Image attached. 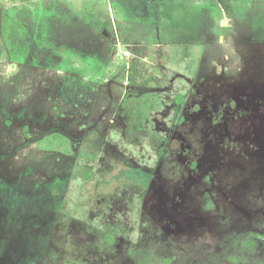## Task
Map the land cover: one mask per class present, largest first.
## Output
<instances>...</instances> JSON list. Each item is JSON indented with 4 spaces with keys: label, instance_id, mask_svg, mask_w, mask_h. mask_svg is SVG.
Segmentation results:
<instances>
[{
    "label": "rangeland",
    "instance_id": "obj_1",
    "mask_svg": "<svg viewBox=\"0 0 264 264\" xmlns=\"http://www.w3.org/2000/svg\"><path fill=\"white\" fill-rule=\"evenodd\" d=\"M2 15L0 264H264V0Z\"/></svg>",
    "mask_w": 264,
    "mask_h": 264
},
{
    "label": "trees",
    "instance_id": "obj_2",
    "mask_svg": "<svg viewBox=\"0 0 264 264\" xmlns=\"http://www.w3.org/2000/svg\"><path fill=\"white\" fill-rule=\"evenodd\" d=\"M9 16V15H8ZM1 19V29H2V34H3V37H4V39L7 41V45H8V47L10 48V45H12V43H13V39H16L18 36V34H19V24H17L16 23V21H12L13 23H8V24H5V19H7V15H5L4 17H3V15H2V18H0ZM1 38H2V36H1V34H0V40H1ZM2 42V41H1ZM43 46H45V47H48V48H53L54 47V45L52 44V43H50V42H47V41H43ZM3 47H4V45H3ZM27 129H25V132H26V135L27 136H29L28 134H27ZM64 136L63 135H61V134H58V133H56V134H52V135H50V136H48V139L47 138H45V139H43V140H40V141H38V147L41 149V150H47L44 146H43V144L44 143H46V142H49V141H51L52 139H61V138H63ZM64 153L65 154H67V155H72L73 154V151H72V149L70 148V147H68V148H66L65 150H64Z\"/></svg>",
    "mask_w": 264,
    "mask_h": 264
},
{
    "label": "crops",
    "instance_id": "obj_3",
    "mask_svg": "<svg viewBox=\"0 0 264 264\" xmlns=\"http://www.w3.org/2000/svg\"><path fill=\"white\" fill-rule=\"evenodd\" d=\"M3 58V57H2ZM1 59V58H0ZM81 80H83V79H81ZM4 98L3 97H1L0 96V100H3ZM27 130H28V127L26 128ZM58 134H61V135H63V136H65L62 132L60 133V132H57ZM65 137H67V136H65Z\"/></svg>",
    "mask_w": 264,
    "mask_h": 264
},
{
    "label": "built area",
    "instance_id": "obj_4",
    "mask_svg": "<svg viewBox=\"0 0 264 264\" xmlns=\"http://www.w3.org/2000/svg\"><path fill=\"white\" fill-rule=\"evenodd\" d=\"M128 55H129V53H128Z\"/></svg>",
    "mask_w": 264,
    "mask_h": 264
}]
</instances>
